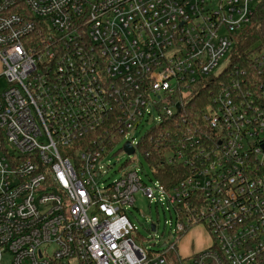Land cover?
Instances as JSON below:
<instances>
[{
  "label": "built area",
  "instance_id": "1",
  "mask_svg": "<svg viewBox=\"0 0 264 264\" xmlns=\"http://www.w3.org/2000/svg\"><path fill=\"white\" fill-rule=\"evenodd\" d=\"M257 2L0 0V264H264V47L247 66L230 59ZM197 85L211 97L189 127ZM175 117L166 163L187 177L150 187L120 168L106 181L116 144L148 166L141 144ZM136 193L169 215L158 252L133 237ZM195 226L211 243L181 257Z\"/></svg>",
  "mask_w": 264,
  "mask_h": 264
},
{
  "label": "rangeland",
  "instance_id": "2",
  "mask_svg": "<svg viewBox=\"0 0 264 264\" xmlns=\"http://www.w3.org/2000/svg\"><path fill=\"white\" fill-rule=\"evenodd\" d=\"M225 67H227V57L215 73H219ZM6 87L7 83L5 79L0 77V90ZM149 129L150 126L145 124L133 131L132 134L136 140L139 141ZM124 145L125 141H121L109 152L105 160V165L108 166L105 175L106 181L110 182L118 178L120 175L119 169L123 168L124 171L138 170L142 181L151 187L152 184L149 182V179L152 177V171L149 169L139 152L128 155L123 149ZM134 198V207L128 209L130 212L128 213V216L137 229L136 233L133 234L135 242L149 254L151 252H158L161 250L162 242L171 243L174 241L173 234L165 225V221L169 219V215L160 207H156L154 204L150 205L149 201L141 193H136ZM152 224L156 225V231L150 230ZM155 243H157L156 246H154ZM210 243L211 239L209 233L204 228L195 226L190 229L179 242L177 245V252L179 256L186 257L206 249ZM165 258L166 264H177L174 253L166 254Z\"/></svg>",
  "mask_w": 264,
  "mask_h": 264
},
{
  "label": "trees",
  "instance_id": "3",
  "mask_svg": "<svg viewBox=\"0 0 264 264\" xmlns=\"http://www.w3.org/2000/svg\"><path fill=\"white\" fill-rule=\"evenodd\" d=\"M263 47L264 0H259L254 6L250 24L236 35L235 43L230 53L232 64L242 67L247 66L250 57ZM197 88L200 91L193 95V98L187 102L183 110V115L187 119L186 125L189 127L199 124L201 114L211 97L208 88L203 90L200 85H197ZM184 128L185 125L177 121L175 117L169 123L162 125L153 132L156 137L154 142H143L141 144L142 150L151 152V157L148 158L147 162L153 178L159 181L166 189L172 188L188 175V169L181 164L174 162L168 165L166 163L167 157L174 152L175 146L179 143L178 133ZM159 133L164 135L162 140L157 139V134Z\"/></svg>",
  "mask_w": 264,
  "mask_h": 264
},
{
  "label": "water",
  "instance_id": "4",
  "mask_svg": "<svg viewBox=\"0 0 264 264\" xmlns=\"http://www.w3.org/2000/svg\"><path fill=\"white\" fill-rule=\"evenodd\" d=\"M124 151H125L128 155H131L132 152H133V149H132L129 145H126V146H124ZM152 230H154V228H152Z\"/></svg>",
  "mask_w": 264,
  "mask_h": 264
},
{
  "label": "crops",
  "instance_id": "5",
  "mask_svg": "<svg viewBox=\"0 0 264 264\" xmlns=\"http://www.w3.org/2000/svg\"><path fill=\"white\" fill-rule=\"evenodd\" d=\"M0 68H1V72H2V65H1V62H0ZM0 76H1V73H0Z\"/></svg>",
  "mask_w": 264,
  "mask_h": 264
}]
</instances>
